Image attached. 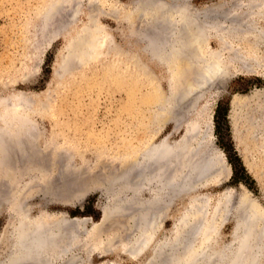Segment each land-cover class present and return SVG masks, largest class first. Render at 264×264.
Masks as SVG:
<instances>
[{
  "label": "rangeland",
  "instance_id": "rangeland-1",
  "mask_svg": "<svg viewBox=\"0 0 264 264\" xmlns=\"http://www.w3.org/2000/svg\"><path fill=\"white\" fill-rule=\"evenodd\" d=\"M147 1L0 0V239L17 218L14 205L18 199L34 216L61 212L69 220L82 219L81 227L87 231L94 225L103 226V232L119 229L124 236L132 232L130 213L108 216L101 223L102 208L111 203L113 195L131 197L129 191L118 189V178H136L137 171H126L132 166L131 160L139 158L145 141L172 128V123L163 127L159 120L163 96L170 97L172 76L160 70L152 61L155 56L145 48L146 32L164 23L163 30L158 25V32L150 34L158 40L160 35H156L168 29L167 25L170 29L172 22L153 15L146 20L137 9L146 6ZM252 1L188 3L195 11L220 5L242 15L250 14ZM44 9L50 12L46 33L40 14ZM229 24L226 19L224 28ZM237 27L238 33L223 36L235 49L223 51V86L211 84L207 94L195 98L194 104L210 117L211 144L227 159L226 176L219 183L193 190L194 195L209 196L208 208L217 207L225 192L228 195L229 211L217 226L223 241L229 240L235 230L241 194L264 207V46L253 48V38L246 33L245 25ZM185 30L188 36V24ZM56 33L58 38L54 37ZM203 35L193 29L198 46L194 55L199 59L211 50L221 51L218 34L205 30ZM204 64L202 61L185 67L174 82L173 89L179 96L177 106H185L181 105L186 97L183 86L203 78ZM181 88L185 93L182 96ZM235 100H239L237 108ZM25 102L32 106L22 108ZM21 122L32 123L33 127L25 130ZM181 131L174 139L181 136ZM22 141H30V145L24 144V153L33 146L29 156L23 157L16 149L22 147ZM190 193L180 194L174 207L164 211L159 238L171 229L173 216L184 210ZM138 195L148 194L139 189ZM93 249L82 251L83 264H139L149 254L144 252L133 260L121 249L108 254Z\"/></svg>",
  "mask_w": 264,
  "mask_h": 264
},
{
  "label": "bare ground",
  "instance_id": "bare-ground-1",
  "mask_svg": "<svg viewBox=\"0 0 264 264\" xmlns=\"http://www.w3.org/2000/svg\"><path fill=\"white\" fill-rule=\"evenodd\" d=\"M170 1L148 0L146 6L142 5L137 10L140 9L146 20L153 15L152 17L160 16V19L166 18L172 22L170 29L167 25V31L156 33L157 37L160 35L158 40L155 35L152 37L150 34L158 32V27H162L160 30H163L164 23H161L162 26L159 24L162 20H158L159 23L155 21L159 26L154 24L153 27L157 28H151L152 30L145 35L148 36L145 48L155 56L152 61L157 63L162 72L167 70L172 76L170 97L163 96L159 113L160 124L162 123L164 127L169 122L172 123V128L166 134L162 133L145 141L139 158L135 156L136 158L131 160L132 166L129 165L126 171H137L136 178H131L132 180L128 178L127 181V174L125 178H118V181L120 180L119 183L116 182L118 189L121 192L129 191L131 197L123 199L120 194L113 195L111 203L102 208L101 223L105 222L108 216L118 217L130 213L128 218L132 232L124 236L119 229L118 232L106 229L104 230L106 232H103L100 230L103 226L94 225L87 231L81 227L84 223L82 219L69 220L61 212L60 214L41 212L34 216L30 214L25 203L18 199L14 205L17 218L11 224L9 233L1 235L0 264H83L82 251L87 253L92 248L103 254L121 249L123 255L133 260L139 258L142 253L149 252L139 264H264V258L261 257L264 254V207L246 194H241L237 202L235 230L229 240L223 241L217 233V226L225 221L224 217L229 211L228 195H225V192L223 200L217 203V207L208 208L209 196L193 193L196 187L219 183V180L226 176L223 152L221 149H214L209 138L210 117L203 111H198L194 105L195 100L207 94L215 78L225 76L223 51L226 49L231 51L234 48L223 39L224 34L238 33L237 25L243 24L247 29L246 33L253 38V45H250L255 49L260 45L264 46V0H253L249 4L250 14L242 15L234 13V10L222 9L220 5L195 11L188 3L189 0H181L182 2L178 3L177 0ZM44 10L40 14L44 16L46 33L50 29V24L47 23L50 12L48 9ZM226 19L230 20L231 25L224 28L223 22ZM257 19L263 24H259ZM187 24L189 32L187 31L188 36H185ZM193 29L202 35L205 30L218 34L221 51L216 53L211 50L200 59L198 56L195 57L196 38L192 37ZM54 37L58 38L59 34L56 33ZM103 40L105 43V38ZM93 46L95 47L94 44ZM253 59L257 60L254 57ZM202 61L206 63L203 78L201 77L197 83L184 84V89L181 90L185 91L186 97L183 96L185 99L180 104L185 106H177L179 96H176L173 89L174 82L180 78L185 67ZM184 91L181 96L185 94ZM238 101H234L235 108ZM231 103L232 100L230 105ZM22 106L29 109L32 104L25 102ZM231 118L233 119V116ZM21 123L23 124L20 126H24L25 130L30 131L33 127L32 123ZM180 130L181 136L174 139ZM24 141L22 145L20 144L22 147L16 146L19 153L24 154L23 157L29 156L33 147L31 145L27 148L29 153H24L26 152L24 144L28 142ZM29 143L27 145H30ZM1 144L2 142L0 152L3 146ZM139 189L145 190L147 197H140ZM189 192L191 193L184 210L173 216L171 229L159 238L158 232L166 214L164 211L174 207L180 194ZM90 242L95 246L92 247Z\"/></svg>",
  "mask_w": 264,
  "mask_h": 264
},
{
  "label": "water",
  "instance_id": "water-1",
  "mask_svg": "<svg viewBox=\"0 0 264 264\" xmlns=\"http://www.w3.org/2000/svg\"><path fill=\"white\" fill-rule=\"evenodd\" d=\"M224 80H225V78L224 79H221V80H217V81H213L211 84H214V83H217V84H219V86H223V84H224ZM232 97H233V95H232ZM232 100V99H231ZM231 100H230V102H231ZM223 152V151H222ZM223 155H224V159H225V162H227V159H226V155H225V153L223 152ZM101 218V217H100Z\"/></svg>",
  "mask_w": 264,
  "mask_h": 264
}]
</instances>
